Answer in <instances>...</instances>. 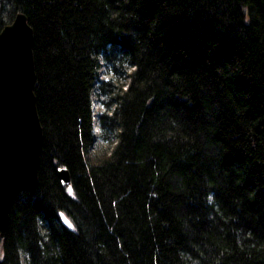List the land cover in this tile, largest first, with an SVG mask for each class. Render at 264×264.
<instances>
[{
    "label": "trees",
    "instance_id": "1",
    "mask_svg": "<svg viewBox=\"0 0 264 264\" xmlns=\"http://www.w3.org/2000/svg\"><path fill=\"white\" fill-rule=\"evenodd\" d=\"M17 12L41 146L0 264H264V0H0V29Z\"/></svg>",
    "mask_w": 264,
    "mask_h": 264
},
{
    "label": "water",
    "instance_id": "2",
    "mask_svg": "<svg viewBox=\"0 0 264 264\" xmlns=\"http://www.w3.org/2000/svg\"><path fill=\"white\" fill-rule=\"evenodd\" d=\"M32 30L17 12L0 29V237L3 236L12 197L33 190L41 146L33 84ZM68 182L64 168L57 172Z\"/></svg>",
    "mask_w": 264,
    "mask_h": 264
},
{
    "label": "rangeland",
    "instance_id": "3",
    "mask_svg": "<svg viewBox=\"0 0 264 264\" xmlns=\"http://www.w3.org/2000/svg\"><path fill=\"white\" fill-rule=\"evenodd\" d=\"M99 77L101 78H107V75H104L103 71L100 72L99 74ZM120 82V81H118ZM100 96L98 97V100H100ZM90 110L93 111V113L97 112V111H100V107L97 106L96 104V98L92 97L91 98V102H90ZM92 123H93V128H92V131L93 133L95 134V145H94V148H93V151L95 154L101 152V151H104V150H107L108 149V145L105 144L104 142H101L99 140V138L97 137L98 136V133H99V128L97 126V121H96V118L95 116L93 115V118H92ZM62 221L64 222V224L66 225H70L69 222L62 217Z\"/></svg>",
    "mask_w": 264,
    "mask_h": 264
}]
</instances>
